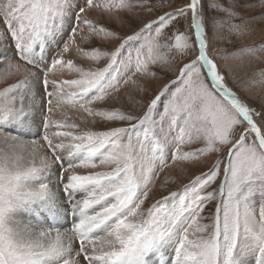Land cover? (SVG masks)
<instances>
[{
    "label": "snow or ice",
    "instance_id": "snow-or-ice-1",
    "mask_svg": "<svg viewBox=\"0 0 264 264\" xmlns=\"http://www.w3.org/2000/svg\"><path fill=\"white\" fill-rule=\"evenodd\" d=\"M148 3L136 0L137 6ZM132 7L130 0L0 4L15 48L13 55H0L7 61L0 78L19 77L0 89V264H264V108L257 111L228 86L209 35L227 26L241 36L247 25L231 4L216 0L208 8L226 19H209L203 0H187L126 36L88 15L94 8L112 13ZM181 17L184 31L175 28ZM93 38L120 42L112 50L81 47ZM53 45L58 51L49 63ZM73 49L107 63L85 68L68 58ZM228 55L264 59V44ZM187 56L142 114L94 107L122 84H136L137 76L158 78L154 66L171 68ZM17 57L22 63L14 62ZM64 71L76 78L55 77ZM252 77L250 83L264 84V67ZM41 82L44 96L37 100ZM69 109L126 123L104 131L82 128ZM37 112L43 117L40 141L25 138L38 127ZM194 143L202 146L186 149ZM169 151L173 165L223 154L181 192L145 208L157 167L170 166ZM213 201L214 211L206 214ZM69 215L71 227L65 228Z\"/></svg>",
    "mask_w": 264,
    "mask_h": 264
},
{
    "label": "rangeland",
    "instance_id": "rangeland-1",
    "mask_svg": "<svg viewBox=\"0 0 264 264\" xmlns=\"http://www.w3.org/2000/svg\"><path fill=\"white\" fill-rule=\"evenodd\" d=\"M5 0H0V4H3ZM119 2V0H117ZM133 7L130 9H124L107 13L101 9H89L88 15L100 23L107 26L110 30L118 33L120 36H126L132 34L133 31L138 30L142 25L149 20L155 19L159 15H163L165 12H171L175 8H179L187 3V0H149V3L145 6H137L136 0H130ZM212 0H203L206 15L211 18L226 19L225 14L222 12H216L208 8V5ZM217 3L224 5H232L234 11H236L241 19L244 20L247 25V31L241 35L236 36L231 34L227 30V26L220 28L218 31L213 32L211 29L209 35L213 36L212 50L213 55L217 56V63L220 66L221 71L226 76V83L228 86L247 104L256 108L260 111L264 108V84H252L250 80L253 78V72L258 71L261 67H264V59L257 57H243L235 58L229 56L230 52H233L239 47L247 45L259 46L264 44V0H216ZM151 7L152 11H148L147 8ZM74 17L70 23H74ZM186 18H179V23L175 25V28H179L184 31L186 28ZM233 23H240V19L234 20ZM173 28L167 30V34L170 35ZM0 34H3L4 39L0 40V55L8 54L13 55L15 53L14 44L8 34L7 26L4 23V19L0 16ZM67 32L64 34L63 39H67ZM224 37L221 39V37ZM119 40H104L100 38H93L88 43H82L81 47L88 49L91 47H99L103 50H112L119 44ZM60 47L63 45V40L58 41ZM58 51L56 45H53L48 53V61L50 63L52 55H55ZM127 55V53H125ZM68 58H71L77 64L87 68L92 67H103L106 63V59H102L98 63H94L81 55H79L75 49L68 54ZM171 61V57H169ZM191 59L190 56L184 57L182 60L177 58L175 62L171 64V68L162 67L161 65L154 66V70L157 72L158 78L151 77H135L137 80L136 84L129 82L128 84H122L118 92L112 93L105 101L98 102L94 107L103 109L118 108L121 111L129 112L134 115H140L145 110L147 103L154 96L163 84L168 83L170 80H175L176 72L175 69L180 64L187 62ZM16 63H22L18 57L14 61ZM7 61L0 62V70L5 69ZM30 67V66H29ZM35 71V69H33ZM123 71V69H121ZM56 78L59 79H73L76 78L74 73L64 71L63 73L57 72ZM19 77L16 75L5 74L3 78H0V89L6 87L10 83H14ZM43 73H41V81ZM51 78V77H50ZM258 79V77H256ZM174 85L171 90L174 91ZM141 88L144 90L142 91ZM51 90V89H49ZM36 99L40 100L44 96V87L42 82L37 85V91L34 92ZM167 97H165L166 100ZM44 102L46 103V97ZM162 111V105H161ZM71 118L79 123L82 128L87 127L95 131H104L110 127L124 126L126 122L120 121H106L99 117H87L78 112L75 109H69ZM158 118V117H157ZM43 117L40 116L38 127H34V130L28 134L26 139H35L40 141L43 135L42 127ZM259 122V121H258ZM241 129H237V135ZM33 132V133H32ZM199 143L186 146L187 150L192 148L200 147ZM226 151V149L224 150ZM210 154L207 157H201L199 160H189L177 163L175 165L171 162L170 151L166 154V159L169 163V167L165 168L162 172L157 167L159 175L154 178L153 185L150 186L151 191L149 193L148 200L145 201L144 207L147 208L160 200L164 196H169L173 192H181L183 186L188 184L194 177L201 175L208 171L210 165L215 159L216 155ZM85 171V170H81ZM161 183H165L163 188H159ZM219 179L216 184L212 187H218ZM209 191L211 188L208 189ZM259 200V195L256 197ZM174 201L170 199L169 206ZM215 201L207 205V211H214ZM22 216H24L22 214ZM26 217V216H24ZM70 222L71 216H68ZM72 222H70L71 224ZM78 247V245H77Z\"/></svg>",
    "mask_w": 264,
    "mask_h": 264
},
{
    "label": "bare ground",
    "instance_id": "bare-ground-1",
    "mask_svg": "<svg viewBox=\"0 0 264 264\" xmlns=\"http://www.w3.org/2000/svg\"><path fill=\"white\" fill-rule=\"evenodd\" d=\"M35 91H37V87L35 89ZM40 114L39 112L36 113V124L39 123V120H40ZM32 130H34V127L32 128ZM33 133V132H32ZM165 186V183H161L159 188H163ZM22 215V214H21ZM24 216H26V214H23ZM23 216V217H24ZM26 218V217H25ZM70 222H72V220H70ZM69 220L67 219V222L64 223V227L67 228V227H71V224H70Z\"/></svg>",
    "mask_w": 264,
    "mask_h": 264
}]
</instances>
